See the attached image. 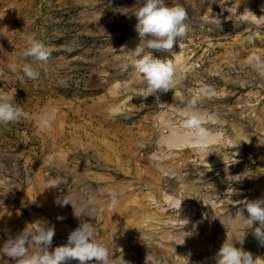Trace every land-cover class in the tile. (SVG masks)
Segmentation results:
<instances>
[{"label": "rangeland", "instance_id": "1", "mask_svg": "<svg viewBox=\"0 0 264 264\" xmlns=\"http://www.w3.org/2000/svg\"><path fill=\"white\" fill-rule=\"evenodd\" d=\"M165 3L186 10L188 32L171 53H153L172 59L175 89L146 97L142 77L122 67L140 43L137 0H0V92L27 113L0 124V247L44 222L55 227L51 251L100 216L97 238L117 264L122 256L145 264L146 254L157 264H215L226 239L264 264V246L233 219L243 201L264 197V75L245 64L252 55L264 60V0ZM29 36L51 58L32 62L38 79L20 81ZM193 99L212 124L203 125L206 149L184 143L183 110ZM42 115L50 121L43 131ZM70 159L81 162L74 177ZM56 178L64 182L49 188ZM106 191L118 194L115 210L128 213L124 228L104 224L114 209ZM65 195L77 213L84 209L79 219L70 204L57 205Z\"/></svg>", "mask_w": 264, "mask_h": 264}, {"label": "clouds", "instance_id": "2", "mask_svg": "<svg viewBox=\"0 0 264 264\" xmlns=\"http://www.w3.org/2000/svg\"><path fill=\"white\" fill-rule=\"evenodd\" d=\"M139 7L134 15L137 23L135 31L138 33L140 43L134 50L136 59L130 63H125L122 67L127 70L133 69L140 75L146 84L147 96H158V93H167L176 87V66L172 59L157 58L154 52H172L176 41L183 38L188 32L186 24L187 12L182 6H169L165 0H137ZM27 46L21 50L19 57L27 62L24 63L22 75H17L20 81L25 78L36 80L40 73L34 69L32 62L47 63L51 58V49L42 41L31 36L27 37ZM246 65H251L260 70L264 75V60L261 57L252 55L246 61ZM12 73H17V64L8 65ZM6 92H0V124L18 122L27 117V113L14 104ZM185 119L183 127L188 130V135L184 138V143H193L197 148L206 149L208 147L209 132L203 126V121L197 110L195 99L188 101L183 110ZM37 127L43 131L50 127L47 115H42L37 122ZM62 178L54 179L49 188H59L63 183ZM110 199L107 207L115 208L118 204V194L109 191ZM56 203L60 207L71 205L74 215L84 214L81 208L77 213L72 198L65 195L63 199L58 198ZM243 207L238 209L233 219L238 220L261 246H264V197L254 201H243ZM245 211L247 215H245ZM95 224L85 221L73 230L67 243L55 247L50 251L53 237L55 235L54 225L49 226L42 222L41 226L29 229L27 226L14 237L9 235L0 247V258L8 257L13 264H70V261H77L78 264H117L113 259L108 246L100 242L97 238V224L102 217H94ZM255 225V227H254ZM237 242L222 243L219 250L214 255L215 264H256L253 254L245 251L243 247H237ZM242 244L241 242H239ZM36 247L32 252L31 248ZM119 264H130L122 258ZM145 264H157L155 258L146 254Z\"/></svg>", "mask_w": 264, "mask_h": 264}, {"label": "bare ground", "instance_id": "3", "mask_svg": "<svg viewBox=\"0 0 264 264\" xmlns=\"http://www.w3.org/2000/svg\"><path fill=\"white\" fill-rule=\"evenodd\" d=\"M205 122H203V125H207V126H212V124H210V122H208V121H206V120H204ZM215 125V124H214ZM214 129V128H213ZM196 147V146H195ZM73 148V147H72ZM192 149V148H191ZM108 150H110V148L108 149ZM73 152H75V151H73ZM90 152H91V150H90ZM111 152V151H110ZM76 153V152H75ZM88 153V152H87ZM98 153V152H97ZM107 153V152H106ZM114 153V152H113ZM108 154V153H107ZM73 155V154H72ZM75 155V154H74ZM88 155V154H87ZM69 156V155H68ZM100 157H101V155H99ZM114 156V155H113ZM99 157V158H100ZM104 157V156H103ZM102 157V158H103ZM106 158H107V156H105ZM66 158V157H65ZM72 158H74V157H72ZM98 158V157H97ZM98 158V160H100ZM107 160V159H106ZM111 160L112 159H110L109 161L111 162ZM73 160H71L70 159V162L67 164V165H65V166H67V167H65V168H67V170L69 171V173H70V175L72 176V177H74V176H76L77 175V172H79L78 170L81 168L82 169V167H80V163H77V164H75V163H73L72 162ZM95 161H97V160H95ZM98 162V161H97ZM107 162V161H106ZM113 162V161H112ZM89 163V162H88ZM96 163V162H95ZM55 164V163H54ZM61 164V163H60ZM104 165H105V163H104ZM103 165V166H104ZM113 165V164H112ZM55 166V165H54ZM99 166V165H98ZM102 166V165H101ZM102 166V167H103ZM109 166V165H108ZM58 167V166H57ZM58 170V169H57ZM60 170V169H59ZM71 170V171H70ZM114 170V169H113ZM105 171V170H104ZM107 171H109V170H107ZM59 172V171H58ZM64 172V171H63ZM110 172V171H109ZM68 173V174H69ZM80 173V172H79ZM57 175V174H56ZM66 175H67V173H66ZM81 175V174H80ZM115 175V174H114ZM118 177V176H117ZM126 178V177H125ZM140 178V177H139ZM151 178V177H150ZM152 181V180H151ZM142 182V181H141ZM150 182V181H149ZM161 182H162V180L159 178L158 179V181H157V184H156V188L158 189V191H159V188H161L162 187V185H161ZM101 183V182H100ZM91 184H94V183H91ZM152 184V183H151ZM167 186V185H166ZM170 186H173V183L169 180V185H168V187H170ZM127 189V188H126ZM155 189V188H154ZM123 191V190H122ZM156 191V190H155ZM107 192V191H106ZM125 192H126V190H125ZM108 193V192H107ZM156 193V192H155ZM123 202V201H122ZM121 202V203H122ZM120 206V205H119ZM123 207H121V209H122ZM127 210V209H126ZM87 211V210H86ZM85 211V212H86ZM106 213V212H105ZM126 213V211L123 209V210H115V208L112 210V211H109L108 212V214H107V216H109L108 218H106L105 219V222H104V220H103V222H104V224L105 225H108V226H110V222L112 221L114 224H112V227L115 225L116 226V228L118 227V229L121 227V228H124L125 227V224H124V218H126L127 217V215H128V213H127V215L125 214ZM85 214V213H84ZM88 214V213H87ZM86 214V215H87ZM104 217V216H103ZM110 217L112 218V219H110ZM104 219V218H103ZM128 224V223H127ZM126 226H128V225H126ZM131 226H132V224H131ZM131 226H128V228L129 229H131ZM135 226H137L136 224H135ZM134 226V227H135ZM105 229L107 228L108 229V227L107 226H105L104 227ZM136 228V227H135ZM113 229V228H112ZM134 229V228H133ZM115 230V229H114ZM132 230V229H131ZM118 232V231H117ZM116 232V233H117ZM132 232V231H131Z\"/></svg>", "mask_w": 264, "mask_h": 264}]
</instances>
